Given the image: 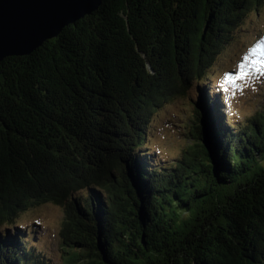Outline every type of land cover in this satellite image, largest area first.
Segmentation results:
<instances>
[{"label": "trees", "instance_id": "obj_1", "mask_svg": "<svg viewBox=\"0 0 264 264\" xmlns=\"http://www.w3.org/2000/svg\"><path fill=\"white\" fill-rule=\"evenodd\" d=\"M262 4L102 0L0 61V264H264V108L234 123L206 84ZM192 84L210 155L195 142L162 170L152 114ZM47 202L65 209L62 261L15 227Z\"/></svg>", "mask_w": 264, "mask_h": 264}, {"label": "rangeland", "instance_id": "obj_2", "mask_svg": "<svg viewBox=\"0 0 264 264\" xmlns=\"http://www.w3.org/2000/svg\"><path fill=\"white\" fill-rule=\"evenodd\" d=\"M209 74L206 84L209 81L211 90L223 98L224 111L232 122H244L264 108V4L247 15L234 39L217 55ZM194 86L167 100L152 114L146 150L153 152L156 166H162V170L168 169L194 141ZM19 215L15 227L22 231L28 227L23 234L29 238L28 243L36 244L52 261H62L65 252L60 231L66 215L64 206L47 202Z\"/></svg>", "mask_w": 264, "mask_h": 264}, {"label": "water", "instance_id": "obj_3", "mask_svg": "<svg viewBox=\"0 0 264 264\" xmlns=\"http://www.w3.org/2000/svg\"><path fill=\"white\" fill-rule=\"evenodd\" d=\"M101 3L102 0H0V61L10 55L31 53L45 40L56 37L66 25L98 9ZM192 106L196 108L194 103ZM194 125L197 131L202 129L200 120L195 119ZM195 142L208 158L207 136L203 133L191 142L193 146Z\"/></svg>", "mask_w": 264, "mask_h": 264}, {"label": "bare ground", "instance_id": "obj_4", "mask_svg": "<svg viewBox=\"0 0 264 264\" xmlns=\"http://www.w3.org/2000/svg\"><path fill=\"white\" fill-rule=\"evenodd\" d=\"M28 227H26V229H27ZM25 231V230H24Z\"/></svg>", "mask_w": 264, "mask_h": 264}]
</instances>
